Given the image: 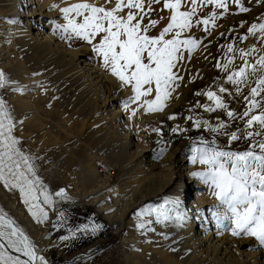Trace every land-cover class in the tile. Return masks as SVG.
<instances>
[{
	"label": "snow or ice",
	"instance_id": "obj_1",
	"mask_svg": "<svg viewBox=\"0 0 264 264\" xmlns=\"http://www.w3.org/2000/svg\"><path fill=\"white\" fill-rule=\"evenodd\" d=\"M239 5L240 0H234ZM163 4V10H168V23L158 35H151L160 21L151 19L155 11L154 4ZM222 9L219 16L227 13V0H79L59 8L65 23L58 24L64 35L61 39L81 40L91 46L92 51L102 59V67L116 77L122 86H130L133 95L125 101L127 110L130 103L140 102V108L145 113L162 112L173 92L179 87L178 81L183 77L176 69L185 59L183 53L188 52V58L200 45L201 41L188 35L191 29L203 26L206 33L215 28L219 18L212 11L203 19L199 13L207 6ZM52 7H59L52 5ZM241 12L249 9L240 7ZM147 19V23L145 20ZM14 22V21H9ZM243 26V25H241ZM260 34L264 39V23H253L248 28L249 35ZM223 35V34H221ZM246 40L247 35L240 37ZM221 47H224L223 45ZM242 64L232 69L236 53ZM255 45L251 48L236 49L233 44L227 45V62L217 61L216 67L226 74V83L234 86L235 91L219 86L217 91H197L196 96H206L211 104H200L207 113L222 111L231 122H243V128L229 132V122L218 119L213 125L208 120L194 119L197 129H205L215 136H227L228 143L244 141L245 150H225L212 141L201 138L199 146H193L192 162L206 165L204 171L194 172L205 184L214 191L212 195L219 202L214 213L219 224L229 221L233 227L231 234L236 237H254L264 246V55H259L254 62L250 61L252 53L257 52ZM13 82L0 70V89ZM254 84V86H252ZM244 88L248 94L243 95ZM17 91L23 89L17 88ZM153 99L148 97L153 96ZM224 94L243 95L245 108L242 113L230 109L225 102ZM137 110H132L131 116H136ZM168 119H176L175 115ZM17 122L8 103L0 97V186L9 192H16L20 201L37 224H43L49 219V209L60 200H68L64 189L50 192L49 186L38 175L35 161L39 157L30 155L22 149L21 138L17 136ZM184 132L187 129L179 125L172 128L173 133ZM160 132L159 128L151 129ZM161 147L158 158L166 152ZM179 201L165 200L159 206L145 205L137 213L139 219L145 216H155L156 222L175 220L178 224L185 219L179 211ZM221 209H223L221 211ZM61 221L65 213L59 211ZM101 225L95 224L69 229L71 236L60 237L61 241L74 238L76 232L91 231L95 233ZM138 227H145L141 222ZM23 257V258H22ZM0 264H48L45 256L40 254L36 243L26 234L25 229L14 219L4 207L0 206Z\"/></svg>",
	"mask_w": 264,
	"mask_h": 264
},
{
	"label": "rangeland",
	"instance_id": "obj_2",
	"mask_svg": "<svg viewBox=\"0 0 264 264\" xmlns=\"http://www.w3.org/2000/svg\"><path fill=\"white\" fill-rule=\"evenodd\" d=\"M57 1H59L61 7H66L69 3L79 2V0ZM99 2L102 3L103 0H99ZM227 6L228 11L222 16H219V14L223 10L214 9V6L211 5L205 7L203 11L199 13L200 19L208 16L212 11H216L218 14L219 18L216 20L217 26L215 28H210V34L204 31L203 26L194 27L188 33V35L200 40L202 43L191 53L190 58H188L189 54L186 50L183 53L185 59L179 63L176 69L178 75L183 77V80L178 81L179 87L173 92L172 97L166 101L165 108L169 109L166 115L167 122L150 120L142 125L137 115L135 117L131 116L132 110H140V106H138L139 103H130L126 110L124 103L129 100V97L121 94L123 87L114 90V96L119 98V104H121L120 108L124 114V119L130 120L126 128L133 130V126L135 125L136 131L138 132L139 138L137 139V146L135 149L141 150L142 148H146L147 154L157 165V168L161 166H170L176 151L182 149L185 151V153H183L185 165H187L189 161L191 164L190 167L193 170L204 171L206 165L192 162V156L194 154L192 148L194 145L199 146L201 138L208 141L215 139L216 143L225 150H245L247 147L244 141L234 142L230 145L227 136L217 137L205 129L195 128L193 121L187 120L188 116H192L194 119L208 120L215 125L218 119H223L230 124L228 129L229 132L236 131L237 127L243 128L242 121L237 120L231 122L222 111L218 110L216 113H207L202 107H195L197 102L202 105L211 104L206 96H196L195 93L197 91H217L219 86L228 88L230 92L235 91L233 85L226 83V74L216 67L217 61H220L221 64L226 63L227 57L232 55L227 52L228 44H233L236 49L245 50L255 45L258 51L252 53L249 58L251 62H254L259 55H264V39L260 37L259 33L255 36L248 34V28L253 23H264V0H240L239 5H237L234 0H227ZM241 6L249 9V11L241 12ZM61 7H51L44 13L46 15L48 12H51L53 15H50L48 18L46 25L47 32L51 29L60 39L61 35H64V33L62 29H57L56 26L65 23L63 15L59 11ZM153 8L155 11L151 14V19L159 20L161 16L165 17V19L161 20L160 24L150 33L151 35H158L159 31L168 23L167 17L170 13L168 10L161 11L163 8L162 3L154 4ZM145 23H147V19ZM245 35H247V39L241 40L240 37ZM62 41L73 49H80L85 46L89 47L90 52L88 60L92 59L95 63H97V61H102L87 43L76 39L72 41L63 39ZM222 45L224 47H221ZM241 64L242 60L237 51L232 69L234 70ZM41 67L42 66H35L33 68L36 69L35 75L41 77L38 83H41V93L45 99V103L48 104L46 106L47 108L45 107L42 120L45 122V128L47 126L51 127L52 125V130L50 132L51 135L48 134L47 136L50 140L49 144L41 141L40 144L35 143L34 145L30 142V134H26L27 130L24 126L25 123L23 118L18 117L19 112L15 110L13 107L14 105H12L9 99L10 92L15 88L13 87L15 82H13L12 75L0 67V70H2L9 80L13 82L4 89H0V97H3L12 109L16 121H23L22 124L17 123L16 129V134L22 141V149L26 153L40 158L35 161V164L37 165L38 175L44 183L49 186V191L54 193L60 189H64L68 197H70L68 200H60V198L54 197L58 203L54 205L52 209L48 210L49 219L43 224H37L30 216L35 225L41 230L39 234L33 235L34 239L38 236L41 239V241H34L40 250V254L45 256L48 264H134V261L128 262L127 256L130 255L133 250H136L138 256L136 255L137 257L135 258H141L144 264H157L158 262L154 257V252L150 250L151 244L146 241H148L150 232L160 233L162 231V223L156 222L154 215L138 219L136 213L145 205L159 206L163 204L165 200H162L163 198H154V188L143 186V183L139 186L138 182L143 178L144 174H141L138 169H134V167L130 165L134 157L130 161V157L124 158L122 154L118 153L116 148L110 147L106 142L104 143L87 138V122L83 121L84 118L79 117L76 110L77 104L75 101H69V96L67 97L62 94L59 90L58 83L54 82V74L51 71H43ZM252 86H254V84H252ZM247 94L248 88H244L243 95ZM243 95L236 96V98L233 99L231 95L224 94L225 102L229 104L230 109L242 113L245 108ZM153 97L154 94L150 96L152 99ZM51 110L57 111L61 117H70L74 126L80 127L82 124L81 132L87 139L84 140L83 143H76L73 140L66 141L62 130L58 127V122L49 117ZM138 112L139 111H137L136 114H138ZM172 115H175L176 119H168V117ZM177 125L182 129H187V131L181 132L178 130L177 133H173L172 128ZM153 128H159L160 132L151 131ZM22 132L26 135L24 136ZM54 139H59L63 142L54 143ZM161 147H165L167 150L158 158L157 154ZM64 149L68 150L66 151L67 154ZM75 149H77V151ZM101 168L105 171V174L108 175L106 181L102 175L100 177L98 174ZM99 173L101 174V172ZM201 182L203 183V181ZM204 185L203 183V186ZM206 189L203 188L201 190L206 192L205 195L209 200H212L214 198L212 195L214 189L209 184H206ZM7 193L10 194L12 198L19 196L16 192L7 191ZM140 198L141 200L144 198L146 201L138 204ZM193 198L191 199L193 200ZM97 199L103 201V205H110V209L114 211L113 213L117 214V217L126 214V210H128L130 214L125 218L123 224L119 223L117 225H112L113 221H111L107 214L99 210V206L95 202ZM129 200L130 202H128ZM131 202L138 205L130 208L129 205L132 204ZM22 207L28 212L23 203ZM125 207L126 209H124ZM197 207L199 209L201 208L199 204ZM59 211L65 213L63 221H61L58 215ZM10 215L14 217L13 214L10 213ZM141 222H144L145 227H138ZM95 224L101 225L100 229L95 233H92L90 230L76 232L74 238H70L66 241H61L60 239L62 236H71L69 229L74 231L84 225H88L89 229H91ZM228 224L231 231L233 225L230 222ZM168 225L173 228L175 227L172 223ZM28 226H26V228H28ZM142 238L146 239L144 240L145 242ZM236 238L238 240L244 239L256 243L258 249L256 250L255 247L254 250L256 252L261 251L264 256V246L260 245L254 237L242 235ZM134 245L136 247H133ZM157 245L165 248L162 249V251L167 253L170 259H177L180 255H183V260L187 259L186 252L181 250L177 252L169 251L166 249L165 244L161 242H157L155 246Z\"/></svg>",
	"mask_w": 264,
	"mask_h": 264
},
{
	"label": "bare ground",
	"instance_id": "obj_3",
	"mask_svg": "<svg viewBox=\"0 0 264 264\" xmlns=\"http://www.w3.org/2000/svg\"><path fill=\"white\" fill-rule=\"evenodd\" d=\"M52 5L61 7L57 0H0V67L8 71L15 82L13 86L15 88L10 92L9 99L15 110L19 112L18 117L23 118L26 134H30L31 144H40L41 141L49 144L50 140L47 136L51 135L52 130V125L45 128V122L42 120L48 104L42 96L41 83H38L41 77L35 75L36 69L33 68L42 66L43 71H51L54 74V82L58 83L62 94L69 96V101H75L77 104L79 117L87 122V138L106 142L110 147L116 148L124 158L130 157V161L134 157L130 165L144 174L138 184L140 186L143 183V186L154 188V198L179 201L178 210L184 213L185 219L179 224L175 220L165 221L162 223L163 229L160 233L150 232L148 235L146 242L151 244L150 250L154 252L157 264H264L262 252L254 250L255 247L256 250L258 249L256 243L244 239L238 240L233 236L229 229V221H224L223 224L217 222L214 213L219 202L215 197L209 200L205 195L206 192L201 190L206 189V184L203 182L205 184L203 186L202 180L193 175L198 171L190 167L189 161L185 165L184 150L176 151L170 166L157 168L147 154L146 148L135 149L139 138L138 132L135 125L133 130L126 128L130 120L124 119L119 98L114 96V90L123 87L121 94L131 97L133 95L131 87L122 86L116 77L102 67V61L95 63L92 59L88 60L89 47L73 49L66 45L63 39L58 38L51 29L47 32V21L52 13L48 12L46 15L44 13ZM17 88L23 91H17ZM138 103L140 106V102ZM137 111L139 112L136 115L144 125L150 120L167 122L166 115L169 109L164 108L162 112L151 113H145L143 108ZM49 117L58 122V127L62 130L66 141L83 143L87 139L81 132L82 124L80 127L74 126L70 117H61L55 110H51ZM54 140V143L63 142L59 139ZM99 172V176L102 175L106 181L108 175L105 171L101 168ZM144 201H146L144 198L143 200L140 198L138 204ZM95 202L99 210L113 221L112 225L123 224L130 214L126 210V214L117 217V214L110 209V205H103L100 199ZM132 204L129 205L130 208L138 205ZM198 204L200 209L197 207ZM0 206L14 215L13 218L33 241H41L39 236L34 239L33 235L39 234L41 230L22 207L19 196L12 198L2 186H0ZM170 223L175 227L169 226ZM157 242L165 244L169 251L186 252L187 259L183 260V255L177 259H170L167 253L162 251L165 249L163 246H155ZM136 252L133 250L127 256L128 262L144 264L141 258H135L138 256Z\"/></svg>",
	"mask_w": 264,
	"mask_h": 264
}]
</instances>
